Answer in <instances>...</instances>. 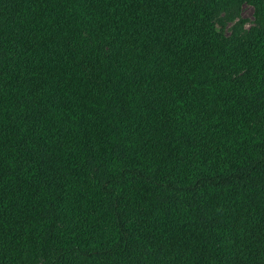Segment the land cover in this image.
I'll use <instances>...</instances> for the list:
<instances>
[{
  "label": "trees",
  "instance_id": "1",
  "mask_svg": "<svg viewBox=\"0 0 264 264\" xmlns=\"http://www.w3.org/2000/svg\"><path fill=\"white\" fill-rule=\"evenodd\" d=\"M0 264H264V0H0Z\"/></svg>",
  "mask_w": 264,
  "mask_h": 264
},
{
  "label": "rangeland",
  "instance_id": "2",
  "mask_svg": "<svg viewBox=\"0 0 264 264\" xmlns=\"http://www.w3.org/2000/svg\"><path fill=\"white\" fill-rule=\"evenodd\" d=\"M251 6L241 2L236 13L229 14L223 20V32L228 34L232 27L246 29L252 23Z\"/></svg>",
  "mask_w": 264,
  "mask_h": 264
}]
</instances>
